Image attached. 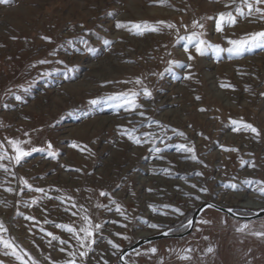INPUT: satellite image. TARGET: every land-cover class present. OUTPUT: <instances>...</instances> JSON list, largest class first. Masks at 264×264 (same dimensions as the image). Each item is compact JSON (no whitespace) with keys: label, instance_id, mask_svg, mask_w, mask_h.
<instances>
[{"label":"rangeland","instance_id":"obj_1","mask_svg":"<svg viewBox=\"0 0 264 264\" xmlns=\"http://www.w3.org/2000/svg\"><path fill=\"white\" fill-rule=\"evenodd\" d=\"M236 7L247 12L241 0H0V235L27 264H121L124 249L163 232L172 236L128 253L127 263L264 264V237L253 234L264 232V217L208 208L176 237L204 203L244 215L256 211L245 204L264 206V46L227 51L229 41L264 31V20ZM229 11L237 22L216 31ZM142 22L159 30L138 34L132 25ZM193 32L224 50L197 54ZM132 92L141 107L125 104ZM10 140L31 153L19 164ZM89 221L90 248L57 227L83 236ZM5 251L0 245L3 264H21Z\"/></svg>","mask_w":264,"mask_h":264},{"label":"snow or ice","instance_id":"obj_2","mask_svg":"<svg viewBox=\"0 0 264 264\" xmlns=\"http://www.w3.org/2000/svg\"><path fill=\"white\" fill-rule=\"evenodd\" d=\"M2 2H8V0H2ZM161 2H164V0H161ZM232 3H235V0H232ZM241 3L244 4L247 8V12H245L243 7H236L235 11L236 13L240 14V15H247V16H252L253 14H259V18L264 20V7H260V5H264V0H241ZM237 22V17L235 15H233L232 12H220L218 15V18L215 21V26H216V31L221 32L223 31V26L224 24H235ZM158 24H165L164 21H159ZM194 26H197L199 28H203V24H199L197 21H193ZM167 27L169 28H173L175 27L172 24H166ZM117 27H124L123 24L118 23ZM133 28H135L137 30L138 34H142V32L144 30H148V31H158L159 28L158 27H153L151 25H148L147 22H142V23H138V24H134L132 25ZM201 35L202 33H196L193 32L191 36H189L187 39L189 40L190 43L194 42V47H195V51L197 54L199 55H204L209 49L214 50L217 54H219V52L223 51L224 49H221L219 45H211L209 44L207 41L201 39ZM44 39L46 40H50V37H44ZM105 43H109V41H105ZM229 43L231 44V47H229L227 49V51L229 53H233L236 55L242 54L243 52H245L246 50H249L251 48H255L258 46H264V31H259V32H255V33H251L249 35H247L244 38L238 39V40H231L229 41ZM186 52H188V47L186 46L184 49ZM189 59H193L194 57L191 55V53H189L188 56ZM48 61L46 60H41L39 61V63L43 64V63H47ZM179 63V61H170V64H176ZM137 84H141L142 81L140 79L136 80ZM224 86V85H222ZM144 95L146 97H150L151 96V92L145 87L143 89ZM138 95V93L136 92H132L130 95L127 94H122V96H124V102L125 104L129 105L131 108H137V107H141V105H138L136 102V96ZM17 100L22 99L21 96H16ZM197 99H199V97H197ZM91 103H96L95 100L91 101ZM203 111V109H201ZM140 115H143V113H140ZM232 123L234 125H239L238 127H236L234 130L239 131L240 130V126L243 127L244 130H250L251 132L255 133L257 136L260 135L259 131L257 128H255L253 125L248 124V123H243V122H238V121H232ZM132 131H135L134 129ZM129 136V139L134 140L135 143H140L141 141L136 138L135 136L131 135L130 133H125ZM147 135V134H146ZM181 135H183V133H181ZM9 143L12 145L14 151H15V156L11 157L12 159L15 160V162L17 164H19L21 162V160L30 155L31 153L29 151H26L24 148H22L20 146L19 141L16 140H10ZM73 147H76L77 145L75 143H73L72 145ZM180 147H184L186 151H194L193 148H187L186 146H180ZM52 145L49 143L48 145V149H49V154L52 155L53 157H55L56 153L51 151ZM38 149L33 148L31 151H37ZM157 151H159V149H156ZM235 150V149H233ZM3 155H0V159H3ZM196 157L193 156V159H195ZM243 163V162H242ZM0 167H4L3 165H0ZM249 183H251V181H248ZM22 183H24L25 185H27L28 188H32V185L28 184V182L26 180H22ZM261 184H264V181L259 182ZM193 187H195V185H193ZM233 188L236 187V185H232ZM8 191H12V189H8ZM35 191L37 192H43V189H35ZM202 191H207V189H202ZM261 193H264V188L260 189ZM101 196H105L108 195V193L105 192H101L100 193ZM33 203H36L35 200H33ZM209 207H213V205H209ZM119 207H117V211H119ZM177 212H179V209H176ZM229 211H231V209H229ZM27 219H34V217H27ZM85 220H88L87 217H85ZM192 221H189L188 224L189 226L191 225ZM57 227H61V228H65L67 229V231L73 233L77 239V241L81 244V246H85L90 248V243H86V242H91L94 243V239H93V231H92V226H91V222L89 221V226L88 227H83L80 229L81 232L84 233L83 236H80L77 234V230L75 228H73L70 225H57ZM151 227L155 228L158 227V225H151ZM248 225H241V227L239 229H237L238 231H243L245 228H247ZM96 229L100 228V225H95ZM43 231V229H42ZM7 232V229L5 228L4 224L2 221H0V233H5ZM254 235L260 236V237H264V232H255L253 233ZM48 236L52 237L53 240L59 239L58 237H56L53 233L49 232L47 233ZM50 243V241H49ZM61 244H65L66 241L61 240L60 241ZM111 243V242H110ZM0 245H3L5 251V255L9 254V251H11V255L15 256V258L19 261H21V264H27V262L24 260V257L21 256L19 254V252L17 251V247L15 245L14 240L11 239H5V237L3 235H0ZM114 247H118V245H114ZM62 252L65 251L64 248L60 249ZM151 251L154 253L156 252L155 248H152ZM208 252H212L213 249L212 248H208L207 250ZM69 256H73L75 255V253L69 252L68 253ZM81 256H87V251H82L80 252ZM183 259H188L187 256L183 257ZM0 264H3L2 261H0ZM31 264H38L37 261L35 260H31ZM65 264H75V260L71 259L65 262Z\"/></svg>","mask_w":264,"mask_h":264},{"label":"water","instance_id":"obj_3","mask_svg":"<svg viewBox=\"0 0 264 264\" xmlns=\"http://www.w3.org/2000/svg\"><path fill=\"white\" fill-rule=\"evenodd\" d=\"M209 205H213V207H209ZM208 208H214L215 210L220 211L222 213H225L230 217L241 219V220H254L257 218L264 217V209L253 211L252 214H250V215H244V214L239 213V211H242V212L245 211L244 209L243 210H236V209L228 208V207H225L223 205L216 204L213 202H207V203L202 204L201 206H199L196 209L195 213L193 214V216L190 220V221H192L190 228L186 232L179 234L176 237H185V236L189 235L193 231L195 223H196L198 217L200 216V214ZM229 209H231V211H229ZM171 236H172L171 232H163L160 234L149 235V236H145V237L143 236L142 238L137 240L133 245H131L128 248L123 250L122 254L120 255V259H119L121 264H128L126 259H125L126 255L128 253L137 250L139 247H141V246H143L149 242L162 240V239H165V238H168Z\"/></svg>","mask_w":264,"mask_h":264},{"label":"bare ground","instance_id":"obj_4","mask_svg":"<svg viewBox=\"0 0 264 264\" xmlns=\"http://www.w3.org/2000/svg\"><path fill=\"white\" fill-rule=\"evenodd\" d=\"M146 172V171H145ZM244 208H247V209H252V210H259L261 208H263L264 206L263 205H258L257 203L256 204H245L243 206ZM144 237L145 236H149V234H144L143 235Z\"/></svg>","mask_w":264,"mask_h":264}]
</instances>
